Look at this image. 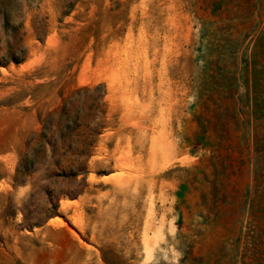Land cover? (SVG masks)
Segmentation results:
<instances>
[{"label":"rangeland","instance_id":"374dc122","mask_svg":"<svg viewBox=\"0 0 264 264\" xmlns=\"http://www.w3.org/2000/svg\"><path fill=\"white\" fill-rule=\"evenodd\" d=\"M0 264H264V0H0Z\"/></svg>","mask_w":264,"mask_h":264},{"label":"bare ground","instance_id":"6f19581e","mask_svg":"<svg viewBox=\"0 0 264 264\" xmlns=\"http://www.w3.org/2000/svg\"><path fill=\"white\" fill-rule=\"evenodd\" d=\"M76 201V200H75ZM71 203V202H70ZM70 206V205H69Z\"/></svg>","mask_w":264,"mask_h":264}]
</instances>
